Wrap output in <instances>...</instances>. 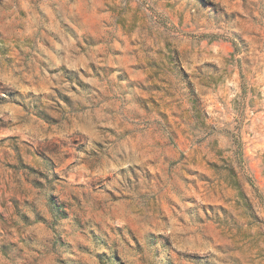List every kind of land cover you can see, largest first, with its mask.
I'll list each match as a JSON object with an SVG mask.
<instances>
[{
	"label": "rangeland",
	"instance_id": "rangeland-1",
	"mask_svg": "<svg viewBox=\"0 0 264 264\" xmlns=\"http://www.w3.org/2000/svg\"><path fill=\"white\" fill-rule=\"evenodd\" d=\"M0 264H264V0H0Z\"/></svg>",
	"mask_w": 264,
	"mask_h": 264
}]
</instances>
